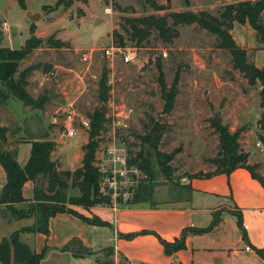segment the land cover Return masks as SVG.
Returning <instances> with one entry per match:
<instances>
[{
	"label": "rangeland",
	"instance_id": "374dc122",
	"mask_svg": "<svg viewBox=\"0 0 264 264\" xmlns=\"http://www.w3.org/2000/svg\"><path fill=\"white\" fill-rule=\"evenodd\" d=\"M57 1L24 0L22 8L18 0H0V47H22L30 37L31 25L37 38L45 41L54 35L66 43L60 49L43 44L19 64V72L32 68L26 93L33 100H43L40 109L24 106L0 82V127L8 129L7 148L17 147L19 164L28 158L29 146L15 144L22 135L18 130L21 131L22 120L38 116L48 131L45 139L56 144L51 158L58 168L71 172L78 169L83 155L81 147L88 142L89 118L95 111L104 117L95 138L99 143L95 167L111 145L129 151L134 157L141 149L137 135L142 134L149 118L166 125L159 150L173 154L171 180H165L154 167L153 180L142 185L152 187L147 206L173 200L178 187L190 175L215 169L212 159L219 151V141L212 121L216 115L220 119L216 123L226 126L230 133L240 131L238 142L242 153L250 151L251 160L262 157L264 161V155L253 146L257 139H264V127L259 123L264 111L260 107V88L250 86L233 68L229 52L217 47L215 35L196 24L182 25L177 27L178 35L170 44L163 43L151 31L139 45L122 30L124 18L183 11H205L218 16L226 4L239 0H187V4L185 0H155L164 7L160 11L143 7L137 0H72L68 8L56 7ZM29 16L35 19L32 21ZM230 33L235 43L246 50L248 60L262 68L264 50L255 32L247 24L235 23ZM119 38L124 46L119 45ZM110 47L122 48V54H132L134 60L125 63L117 54L108 58L104 51ZM160 71L166 86L176 87L169 112L164 111L165 101L158 84ZM69 115L71 123L65 122ZM85 118L89 119L88 127L82 123ZM67 130H73L74 136H68ZM141 184L135 196L142 195ZM66 193L79 195L76 188H69ZM73 207L70 208L74 210ZM2 220L0 240L32 223L29 218ZM67 227L65 231H75L70 225ZM100 233V246L112 245L111 231L105 228ZM35 236L21 234V241L39 252L46 241L38 242ZM93 252V256L76 258L59 249H48L40 264H115L105 250ZM118 264L126 263L118 257Z\"/></svg>",
	"mask_w": 264,
	"mask_h": 264
},
{
	"label": "trees",
	"instance_id": "16d2710c",
	"mask_svg": "<svg viewBox=\"0 0 264 264\" xmlns=\"http://www.w3.org/2000/svg\"><path fill=\"white\" fill-rule=\"evenodd\" d=\"M137 1L143 7L147 5L154 11L164 9L155 0ZM18 2L22 8H25L24 0H18ZM71 3L72 0H58L55 6L68 8ZM185 3L187 4L188 1L185 0ZM263 12L264 0H239L234 4H226L218 16H212L205 11L198 13L183 11L172 12L168 15L124 18L122 30L128 33L132 39H136L139 45L151 31L155 32L163 43L170 44L178 35V26L196 24L201 29L208 31L218 38L217 47L229 52L233 68L242 74L250 86H259L260 107L264 109V66L257 68L254 63L250 62L247 58L246 50L241 49L235 43L230 33L235 23L241 25L247 24L255 32L257 42L264 50ZM34 31L35 27L31 25L29 28L30 37L19 49L0 47V82L5 84L13 96L24 106L40 109L43 100H33L26 93L27 78L32 68L30 67L19 72V64L43 44L47 48L60 49L66 46V43L56 39L54 35L43 41L34 35ZM119 45L124 46L122 38H119ZM158 84L161 96L165 101L164 111L169 112L173 106L176 87L175 85L170 88L166 86L161 71L158 77ZM89 119L88 142L81 147L83 153L81 166L73 172L60 170L57 163L52 160L51 156L56 146L54 141L49 139L34 141L27 139L23 135L19 136L15 144L28 143L31 145V148L26 164L20 166L17 161V147L12 149L7 148L8 129L0 127V166L6 176V183L0 194V205L4 206V212L1 213V211L0 216L5 218L7 222L14 219L19 220L31 217L34 219L32 226L21 228L0 241V264H40L46 255L48 247L44 246L42 250L35 252L29 245L21 241V234H41L47 236L49 233V220L57 214H71L87 225L109 226L108 223L96 216L87 218L70 208L71 206H76L88 210L95 206L108 208L111 205L108 198H103L99 195L98 185L101 175L98 168L94 166L95 154L99 144L95 138L102 129L104 117L99 111H95ZM212 123L215 131L218 133L219 141V151L217 156L212 159L215 169L212 172L192 174L188 177V180L208 179L220 174L229 176L234 170L242 168L247 170L251 177L257 180L264 189V177L257 172L258 166L256 164H249L246 154L239 150L238 140L240 131L230 133L226 126H222L215 121H212ZM259 123L264 127V111ZM18 131L21 132L20 130ZM165 131V124L149 118L147 123L143 125L142 134L137 135V139L140 142V151L134 157H132L129 151L127 152L128 164L138 167L146 174V179L142 181L140 186V189L142 188V195H136L128 205L151 202V185L147 184L143 187L142 185L146 184L147 181L153 180L155 166L163 174L165 180H171L172 170L170 163L173 154L163 153L159 150V144ZM27 182H32L34 185L31 200L23 197V187ZM69 188L78 189L79 195H67L66 192ZM178 190V196L181 200H189L190 185H180ZM236 217L240 225L239 214ZM218 221L217 217L213 218L211 225L205 229H184L180 236L172 242L158 238L159 243L162 245L165 254L171 256L185 249V237L187 233H207L216 226ZM140 234L148 233L143 231ZM137 235L138 233L119 235V237L130 239ZM59 250L60 252H68L76 258L93 256L94 254L78 238H72ZM104 250L107 254L113 255V248H106ZM256 252L264 258V248Z\"/></svg>",
	"mask_w": 264,
	"mask_h": 264
},
{
	"label": "crops",
	"instance_id": "0c3cea01",
	"mask_svg": "<svg viewBox=\"0 0 264 264\" xmlns=\"http://www.w3.org/2000/svg\"><path fill=\"white\" fill-rule=\"evenodd\" d=\"M23 122L21 133L25 136ZM28 146L30 152L31 145ZM245 154L248 163L256 164L257 172L264 177L262 157L253 161L250 151ZM28 158L19 165L24 166ZM5 183L6 176L0 166V194ZM185 185L191 187L189 200H181L177 195L173 200L154 203L152 206L146 205L149 202L114 209L95 206L85 210L75 206L74 211L80 215L87 218L96 216L109 226L87 225L75 216L63 213L49 220L47 236L35 234V238L38 242L45 240L44 245L48 249H60L72 238H78L92 251L113 248L111 257L115 264H118V257L126 264H264V258L256 252L264 248V189L259 182L247 170L238 168L229 176L220 174L208 179H192ZM33 190L32 182L25 183L23 197L31 200ZM3 207L0 205V210ZM237 214L240 216V225ZM215 217L219 221L210 231L203 234L187 233L185 249L171 256L165 254L158 238L172 242L184 229L208 228ZM2 219L0 217V224H4ZM29 219L32 223L21 228L34 224V219ZM67 225L75 231H65ZM105 228L112 233V245L108 247L99 244L102 239L100 230ZM143 231L148 234L139 235ZM137 233L130 239L119 237ZM245 248L250 250L246 251Z\"/></svg>",
	"mask_w": 264,
	"mask_h": 264
},
{
	"label": "built area",
	"instance_id": "2783aa9c",
	"mask_svg": "<svg viewBox=\"0 0 264 264\" xmlns=\"http://www.w3.org/2000/svg\"><path fill=\"white\" fill-rule=\"evenodd\" d=\"M123 49L119 47H110L104 51V54L109 58L115 54L122 57L125 63L134 60L132 54L123 55ZM72 121L69 115L65 122ZM71 123V122H70ZM84 126L88 127L89 119L82 120ZM67 135L74 136L73 130H67ZM254 148L264 155V140L257 139L253 143ZM101 179L98 185L99 195L103 198H108L111 202L110 207L114 209L118 206H127L135 196L139 185L142 183L146 175L136 166L128 164L127 153L123 148L116 145H111L100 157L97 164ZM247 228L246 226L244 227ZM249 251V248H245Z\"/></svg>",
	"mask_w": 264,
	"mask_h": 264
},
{
	"label": "water",
	"instance_id": "95a60500",
	"mask_svg": "<svg viewBox=\"0 0 264 264\" xmlns=\"http://www.w3.org/2000/svg\"><path fill=\"white\" fill-rule=\"evenodd\" d=\"M30 20H34L33 16H29ZM219 117L216 115L215 122H219ZM23 134L26 138L34 141L45 139L48 132L44 127L43 120L38 116H29L23 122Z\"/></svg>",
	"mask_w": 264,
	"mask_h": 264
}]
</instances>
